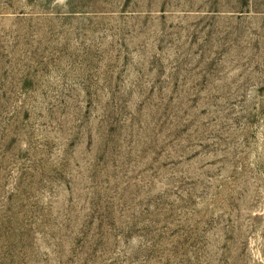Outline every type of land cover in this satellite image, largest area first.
<instances>
[{
    "label": "rangeland",
    "instance_id": "1",
    "mask_svg": "<svg viewBox=\"0 0 264 264\" xmlns=\"http://www.w3.org/2000/svg\"><path fill=\"white\" fill-rule=\"evenodd\" d=\"M0 264H264V0H0Z\"/></svg>",
    "mask_w": 264,
    "mask_h": 264
}]
</instances>
